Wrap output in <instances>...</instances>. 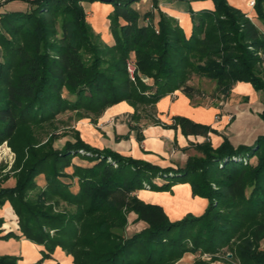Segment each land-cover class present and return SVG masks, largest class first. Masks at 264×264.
I'll use <instances>...</instances> for the list:
<instances>
[{
	"label": "trees",
	"instance_id": "obj_1",
	"mask_svg": "<svg viewBox=\"0 0 264 264\" xmlns=\"http://www.w3.org/2000/svg\"><path fill=\"white\" fill-rule=\"evenodd\" d=\"M19 1L26 7L0 1V144L8 141L17 153L11 172L0 177V209L10 202L21 235L3 234L0 216V239L24 236L43 245V258L32 264H43L57 247L74 264H175L187 253L264 264V134L251 145L224 136L214 147L209 133L216 129L175 116L169 126L205 137L195 144L200 154L177 167L94 147L77 130L59 148L55 137L43 143L36 134L66 111L96 122L122 101L137 117L140 106H155L177 90L192 101L200 93L187 83L193 73L214 81L225 98L238 82L264 93V0H255L253 16L213 0L214 9L192 13L188 36L163 11L157 22L147 19L151 12L141 16L134 0ZM97 1H115L108 14L111 40L104 41L87 16ZM128 58L136 61V82ZM10 178L15 184L5 186ZM183 182L208 199L201 215L171 220L163 206L137 195ZM19 259L0 255V264Z\"/></svg>",
	"mask_w": 264,
	"mask_h": 264
},
{
	"label": "crops",
	"instance_id": "obj_2",
	"mask_svg": "<svg viewBox=\"0 0 264 264\" xmlns=\"http://www.w3.org/2000/svg\"><path fill=\"white\" fill-rule=\"evenodd\" d=\"M228 1L231 5L247 12L249 16H253L254 8L249 5L251 0ZM95 4L87 7V16L95 30L103 33L106 40H111L113 34L108 14L113 7L97 2V5L104 8L97 9ZM214 8L213 0H155L152 10L149 11L152 15L147 19H154L157 22L159 12L163 11L177 19L188 36L192 31V13ZM231 94L240 96L247 105H244V102L242 106L238 105L235 108L226 105L227 103L221 106L215 103L204 105L194 99L191 101L181 90H177L157 102L154 116L144 115L139 111L140 115L137 117L135 108L129 102L122 101L108 107L96 122H84L80 126V136L94 147L110 148L126 157L148 161L161 167L182 166L189 156L200 154L195 149V144L204 141L205 137L185 135L180 127L169 126L175 116H184L216 129L218 133H209V140L214 147H218L223 142L224 136H227L235 145H251L258 136L264 134V120L262 119L261 124L263 128L257 127L261 123L260 117L251 107L257 99V92L253 85L248 82H238L234 85ZM156 181L163 182L162 179H156ZM158 194L163 196L157 198ZM137 195L145 202L163 206L171 220L180 219L188 213L201 215L208 205L207 198L193 194L189 182L177 183L169 191L140 189ZM7 204L8 202L4 206ZM11 208L13 209L12 205ZM6 215H9L7 210L5 215L0 211V216L4 218L5 223L10 221L5 224L7 229L4 228L3 234L14 231L21 235L18 222L17 225L15 222L14 210L10 219H7ZM44 249L43 245L34 243L24 236L12 237L8 240L0 239V255L19 256L25 260L24 264H32L41 260L43 254L39 251ZM183 261L188 262L189 256L183 258ZM20 263L21 260L18 264ZM43 264H74V258L61 247H57L50 257L44 259Z\"/></svg>",
	"mask_w": 264,
	"mask_h": 264
},
{
	"label": "rangeland",
	"instance_id": "obj_3",
	"mask_svg": "<svg viewBox=\"0 0 264 264\" xmlns=\"http://www.w3.org/2000/svg\"><path fill=\"white\" fill-rule=\"evenodd\" d=\"M158 1H164V0H158ZM100 3V1H97ZM97 2H95L96 4V8L97 9H104L102 8L100 5H97ZM115 1H111V3H106L107 6H112L113 7V3ZM155 0H134L132 2V6L140 13L141 16H144L147 12L151 11L153 8ZM94 4V3H93ZM27 5L26 2L24 1H19L17 3V8H25ZM91 5V4H90ZM94 5V6H95ZM99 12V10H98ZM97 32V31H96ZM112 32V31H111ZM102 39L104 41H106L105 36L103 35V33L99 32ZM264 70V63L261 67ZM190 79L188 80V84L194 86L195 88H197L200 93L195 95L194 101H200L202 104L207 105L210 103H215V105L217 106H221V104H226V105H230L232 108H235V106H242V103L244 102L243 100H241L242 98L240 96L237 95H233L230 93V95L228 97H223V95L220 94V92L217 91L216 89V83L206 77L203 76H199L195 73L190 75ZM142 80L146 81V77L143 75L142 76ZM256 91V90H255ZM257 92V99L254 102V104L251 106L254 113H256V115L258 117H260V125H257V127L259 126V128H263L262 124V116L259 113L263 112V98H264V93L261 91H256ZM244 105H247V103L244 102ZM140 111L142 112V114L144 115H149V116H154L156 114V109L155 106H151V105H143L140 106ZM233 113V112H231ZM237 114V112H236ZM85 116V117H83ZM256 117V118H258ZM94 118L93 116L91 117H86V115L80 113V112H76V111H66L64 113H61L60 115H58V117L52 121L51 123H47L44 124L41 127H38L36 129V134L38 135V138H40L41 140H43V143H46L47 141H49L50 138H54V146L55 147H62L65 142L67 140H74L75 138V133L76 130L80 131V126L83 125L84 122H90L92 121L91 119ZM0 146L2 147V149H0V177L1 175H5L8 172H11L13 165L15 164V162L17 161V153L15 152V150L12 148V146L8 143V141H5L3 143L0 144ZM77 161V159H76ZM15 184V179L14 178H10L8 181H6L4 183L5 186H13ZM159 196H163L158 194L157 198H159ZM188 204V203H187ZM192 206V205H191ZM11 205L10 202H8V204L6 206H3L0 211L3 215H5L6 210L8 211L9 215L7 216V219L12 216H10L12 214L11 211ZM10 221H6V223H8ZM16 225H17V217H16ZM3 225V228H5V224ZM7 229V228H5ZM261 247L264 249V241L262 242ZM227 251H229L227 248L225 249ZM41 254H43L42 251H39ZM229 256H231V253H228ZM189 256V261H183V258ZM219 257V258H217ZM216 258H214L213 256H211L210 254H203L201 256H198L196 254L193 253H187L185 254V256L183 258H181L178 262H176L175 264H227L226 262H230V260L228 261L226 259V256H224L223 254H219ZM19 260H21L20 264H24L25 260L20 258ZM19 263V261H18ZM232 264V262H230ZM239 264V263H237Z\"/></svg>",
	"mask_w": 264,
	"mask_h": 264
},
{
	"label": "built area",
	"instance_id": "obj_4",
	"mask_svg": "<svg viewBox=\"0 0 264 264\" xmlns=\"http://www.w3.org/2000/svg\"><path fill=\"white\" fill-rule=\"evenodd\" d=\"M249 5L251 7H254L255 5V0H251L249 2ZM127 70L129 72L130 78L132 81L136 82V74H137V64L134 58H128L127 59ZM0 149H2V147L0 146Z\"/></svg>",
	"mask_w": 264,
	"mask_h": 264
}]
</instances>
